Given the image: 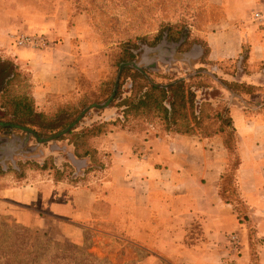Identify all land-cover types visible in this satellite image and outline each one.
I'll return each mask as SVG.
<instances>
[{
    "label": "crops",
    "instance_id": "obj_1",
    "mask_svg": "<svg viewBox=\"0 0 264 264\" xmlns=\"http://www.w3.org/2000/svg\"><path fill=\"white\" fill-rule=\"evenodd\" d=\"M218 15L205 46L193 44L186 55L241 86L224 90L232 150L222 134L115 131L96 138L110 154L100 188L52 176L0 184V216L36 229L56 227V237L76 246L99 225L141 247L145 264H264V0H222ZM65 29L57 14L0 0V57L27 70L38 104L76 86ZM19 32L42 34L50 47H17L12 35ZM228 62L233 70L221 71ZM232 235L239 241L234 249Z\"/></svg>",
    "mask_w": 264,
    "mask_h": 264
},
{
    "label": "rangeland",
    "instance_id": "obj_2",
    "mask_svg": "<svg viewBox=\"0 0 264 264\" xmlns=\"http://www.w3.org/2000/svg\"><path fill=\"white\" fill-rule=\"evenodd\" d=\"M221 1L22 0L41 13L57 14L59 20L68 25L65 31L71 34V41L67 47L71 46L74 54L78 78L74 89L45 96L38 104L32 96L27 70L20 69L9 58L0 57V67L11 63L19 73L7 91L6 81L11 78L13 69L9 68L10 75L0 73V117L5 115L7 119V113L13 108L10 101L13 96L28 95L33 98L35 110L47 119L58 116L71 120L80 112L84 113L83 118L76 119L75 129L82 135L75 139L73 133H57L60 129L57 127L47 132L51 137L40 142L30 132H6L0 128V184L28 183L52 176L74 185L100 188L110 164V154L98 148L96 138L122 130L151 137L172 133L165 130L164 122L159 119L129 118L124 122L117 105L131 95V80L126 75L119 80L116 100H109L118 81V64L127 57L125 49L133 55L131 65L144 70L154 83L182 80L196 95V110L202 107L201 121L198 125L195 123L196 134L210 137L222 129L232 150L234 132L226 111V81L219 69L201 66L199 62L190 63L186 55L193 44L205 46V32L208 24L219 16ZM19 35L39 34L14 33L12 42L13 36ZM48 47L50 43L44 49ZM200 64L207 63L202 60ZM219 68L225 72L233 70L231 62L222 63ZM138 84L140 93L141 86L142 91L145 90V82L140 80ZM231 86L242 90L240 85ZM97 129L101 133L91 136ZM72 141L79 142L80 151L88 149L90 155L74 157ZM235 164V159L230 160V166ZM98 227L87 231L84 244L76 246L56 237V227L31 228L5 215L0 216V245L9 247L14 243L16 250H20V264L32 261L34 264H145V251L141 247L122 237H113L112 233L108 235ZM33 252L36 257L31 261Z\"/></svg>",
    "mask_w": 264,
    "mask_h": 264
},
{
    "label": "trees",
    "instance_id": "obj_3",
    "mask_svg": "<svg viewBox=\"0 0 264 264\" xmlns=\"http://www.w3.org/2000/svg\"><path fill=\"white\" fill-rule=\"evenodd\" d=\"M124 53H127V57L122 58V61L118 64V81L115 82V87L109 95L110 101L116 100L118 95L117 87L119 86V80L122 78L123 74L131 80V95L121 99L117 105L121 109L124 122L129 121V118L143 117L148 119H159V121L164 122L166 131L186 135L196 134L195 126L201 121L202 107H200L198 111L196 110L195 93L191 89L186 88L185 83L180 79L166 84L154 83L147 77L144 70L137 69L131 65V58H133L132 53L127 49H125ZM12 67L13 65L11 63L8 64V66L5 64L2 65L0 67V73L10 75L9 68L13 69ZM18 76L19 73L16 71V68L15 70L13 69L11 78L6 81L8 87L6 85L7 88L5 91H7V89L9 90L13 78ZM140 80L145 82V85H143L145 90L142 91L141 86V92L138 93V88H140L138 83ZM226 87L233 89L231 84L227 82ZM10 101L13 108L7 113V119L4 117L5 115L0 117V128L6 132L14 130L30 132L40 142L51 137L52 135H47V132H52L57 127L60 128L57 133L64 135L73 133L72 135L75 136V139L82 135L75 131L76 119L84 117V113L82 112L71 120L58 116L54 119H47L46 116L35 110L33 98L28 95L13 96ZM226 111L228 113L227 108ZM191 121L193 122L191 123ZM229 121L231 125V119ZM55 124L58 126H54ZM100 133L101 130L97 129L91 136ZM218 133L222 134V129H220ZM218 133L216 132L214 135ZM72 144L75 149L73 153L74 157L86 158L90 155L88 149H85L83 152L80 151L81 145H79V142L72 141ZM15 227L19 229L20 226ZM16 249L14 243L9 247L0 245V264H20L18 261L20 250ZM35 257L36 253L33 252L30 254L31 259L29 260L32 261ZM34 263L35 261H32L31 264ZM26 264L30 263L26 262Z\"/></svg>",
    "mask_w": 264,
    "mask_h": 264
},
{
    "label": "built area",
    "instance_id": "obj_4",
    "mask_svg": "<svg viewBox=\"0 0 264 264\" xmlns=\"http://www.w3.org/2000/svg\"><path fill=\"white\" fill-rule=\"evenodd\" d=\"M13 43L17 45L18 47H33V48H41L46 45V39L43 37L42 34L39 35H19L17 37H14ZM230 242L232 245V248H236L238 245V237L236 235H232L230 237Z\"/></svg>",
    "mask_w": 264,
    "mask_h": 264
}]
</instances>
